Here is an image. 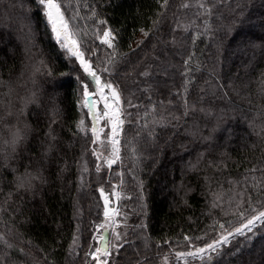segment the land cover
I'll list each match as a JSON object with an SVG mask.
<instances>
[{"label": "trees", "instance_id": "obj_1", "mask_svg": "<svg viewBox=\"0 0 264 264\" xmlns=\"http://www.w3.org/2000/svg\"><path fill=\"white\" fill-rule=\"evenodd\" d=\"M64 3L86 55L95 50L94 66L105 67L112 51L95 38L104 27L95 21L118 33L119 63L100 74L120 86L131 113L121 159L95 171L98 145L77 131L81 118L91 126L81 106L85 74L57 45L41 6L0 0V136L28 129L15 152L0 155V264H95L85 253L97 247L92 237L104 220L98 189L111 195L113 186L127 242L110 264H264V227L246 246L237 238L239 252L233 242L212 261L176 258L212 243L220 224L244 222L233 213L264 210V0H206L207 13L196 0L164 9L156 0ZM40 61L46 67L33 77ZM28 98L35 102L25 106ZM26 172L40 178L17 187Z\"/></svg>", "mask_w": 264, "mask_h": 264}, {"label": "snow or ice", "instance_id": "obj_2", "mask_svg": "<svg viewBox=\"0 0 264 264\" xmlns=\"http://www.w3.org/2000/svg\"><path fill=\"white\" fill-rule=\"evenodd\" d=\"M33 2L38 3L43 10V20L50 29L52 37L56 41L59 48L65 51L68 57H74L79 63L80 68L85 74V79H81L80 83L83 89V99L81 106L87 109V116L91 121V126L86 127L85 120L81 118L77 124V131L79 133H91V142L93 145H99L98 148L92 150V154L96 157L97 161H102V163H97L95 171L100 172L102 166H106L111 169L114 164H116L121 159V134L124 131V124L126 118L131 116V113L126 112L122 104V91L118 84H114L111 81L102 79L100 73H107L111 75L115 69V66L119 63L117 59V36L118 33L115 29L107 27V21L98 20L95 21L99 25H104L100 32L95 33V38L99 40L101 45L106 46L111 49V53L108 56L106 65L103 68L94 66L91 62V56L95 54V50L86 55L84 49V38H77V32L72 30L71 21L66 16L67 5L64 0H33ZM160 8H167L170 0H156ZM196 4L199 8L203 9L205 13L209 10L206 8V0H196ZM192 5L189 3H183L181 7L187 8ZM159 15H163L160 13ZM160 23L159 20L153 22L154 27ZM179 26V24H178ZM30 27V26H29ZM145 37L149 35L148 31L142 30ZM87 33H85L86 35ZM31 32L26 34V38L31 39ZM143 41L138 42V46ZM31 51L30 47L27 49ZM127 55V54H122ZM189 59L184 60V65L189 64ZM42 67H46L44 61H40L39 66L35 63L31 65L33 77L41 71ZM46 75L49 77L54 75L53 70L49 67ZM144 76H148V72L142 73ZM185 91L187 86L185 85ZM91 89V90H90ZM261 91L264 92V80L261 81ZM98 97L99 99H95ZM34 98H28L27 103H34ZM130 107H136L131 101L127 102ZM102 104L103 108L100 109L98 105ZM58 114V113H56ZM101 121H104V125L101 126ZM4 116L0 115V126L3 125ZM55 119L53 118V123ZM154 123H162V121H154ZM146 127V125H145ZM110 129V131L105 132V129ZM51 135V133H49ZM28 129L27 127H13L8 130L7 138L0 136V155L4 154V150L7 148L10 152H15L18 145H20L24 140L27 139ZM103 137V138H102ZM52 139H55L53 136ZM107 151L108 155L105 156L104 152ZM83 159V157L81 158ZM83 171H87V167L84 166ZM40 178L38 174L26 172L21 176L17 177V187L30 188L32 186V181ZM116 186H113V191L111 192L112 199L109 198V194L105 192L103 188L98 189L100 197L103 200V222L96 225V231L99 232V236L94 235L92 237L93 241H99L100 246L95 247L94 250H89L85 253L86 257H90L91 261L95 264H110V257L114 252H118L123 248L126 233L119 231L121 225L117 217L121 216L122 213L118 206V202L121 199V195L115 190ZM216 206L215 204L213 205ZM251 205H249L250 207ZM237 208L240 205L237 204ZM261 208L264 209V204H261ZM243 218L244 222H241L238 227L225 228L224 224H220L219 227L222 230L221 234L212 243H207L204 247H196L194 251L187 252H177L176 258L181 259L184 257H192L193 259H200L206 261H212L213 255L217 257L227 254L223 253L221 250L228 247L233 242L237 243V247L234 252H239L241 250L240 242L237 238L242 237L244 240V246L249 242L258 227H264V210H256L253 214L245 215V211H239L238 213H233ZM102 230V231H101ZM105 233L109 235H105ZM74 238V245L76 240ZM190 237L185 236L184 240L189 241ZM196 239H201L197 237ZM4 237L0 236V242H3ZM123 241V242H122ZM11 247V245H7ZM91 249V246H90ZM75 250V248L73 249ZM88 264V261H85Z\"/></svg>", "mask_w": 264, "mask_h": 264}, {"label": "rangeland", "instance_id": "obj_3", "mask_svg": "<svg viewBox=\"0 0 264 264\" xmlns=\"http://www.w3.org/2000/svg\"><path fill=\"white\" fill-rule=\"evenodd\" d=\"M90 90H91V89H90ZM95 99H99V98H98V97H95ZM98 107H99L100 109H102V108H103V105L100 104V105H98ZM86 110H87V109H86ZM90 122H91V121H90ZM104 123H105L104 121H101V126H103ZM108 131H110V129H107V128H106V129H105V132H108ZM102 138H103V137H102ZM98 147H99V145H98ZM104 155L107 156V155H108V152L105 151V152H104ZM100 162L102 163V161H100ZM107 194H108V193H107ZM109 198L112 199V197H111L110 194H109ZM101 231H102V230H101ZM99 234H100V233L97 232V233H96V236H99ZM106 234H107V233H105V235H106ZM96 242L98 243V244H97V247H99V246H100L99 241L97 240Z\"/></svg>", "mask_w": 264, "mask_h": 264}, {"label": "water", "instance_id": "obj_4", "mask_svg": "<svg viewBox=\"0 0 264 264\" xmlns=\"http://www.w3.org/2000/svg\"><path fill=\"white\" fill-rule=\"evenodd\" d=\"M100 199H101V197H100ZM101 202H102V205H103V200L101 199Z\"/></svg>", "mask_w": 264, "mask_h": 264}]
</instances>
